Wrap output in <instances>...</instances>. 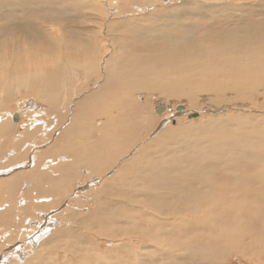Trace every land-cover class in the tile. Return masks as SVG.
<instances>
[{
	"label": "bare ground",
	"instance_id": "1",
	"mask_svg": "<svg viewBox=\"0 0 264 264\" xmlns=\"http://www.w3.org/2000/svg\"><path fill=\"white\" fill-rule=\"evenodd\" d=\"M18 1L23 0L6 3L8 7L1 8L0 15L12 11L27 13L48 7L47 0L34 2L41 6L38 8H24L22 6L29 2ZM241 3L238 0H225L221 4L203 3L197 9L183 8L181 12L177 10L168 13L164 9L144 15L142 12L139 16L151 19L150 25L148 20L138 18L139 13L132 15L127 10L117 8L114 15L110 16L115 20L105 25V28L101 21L100 26H94L97 20L91 14L93 12L80 13L76 17H80L85 25L78 26L76 41L69 40L64 33H54L47 27L48 23L51 28L56 14L41 18L34 32L30 33H24L27 26L19 23L16 26L18 30H13V26L9 25L11 21L7 28L13 32L5 35V42L1 41L3 28L0 26V50L4 52L6 48L10 49L8 54L0 51V93L3 94L0 97V108L16 99L21 90L31 95L46 110L57 109L66 96L70 94L68 98H75L80 93V98L72 101L74 112L71 113L73 118L69 119L71 128H62L58 134L62 135L39 150L37 162L33 157L26 171L0 179V197L6 191L9 198L22 196L24 199L22 206L19 207L16 201V205H5L7 208H14L0 212V222L2 221L5 232L18 235L23 220L37 216L47 217L48 213L44 208L37 206L43 212L34 208L36 203L56 205L66 193L72 192L71 183L75 181L81 184L93 175L104 174L119 157L124 159V155H129L135 145L137 154L146 152L140 161L132 158L114 175L102 180V185L96 191L90 188L88 194L94 207L84 216L77 220L67 212L60 216L63 223L71 218V224H88L89 231L95 235L116 239V243L111 244L113 246L103 249L99 246L88 247L85 250L79 244L85 240L76 236L75 239L66 240V248L52 246L48 251L47 261L42 259V253L32 252L29 259L32 262L29 264H65L68 255L70 264H213L212 256L215 253L224 264H264V118L255 116V119H251L250 126L238 127L236 132H228L223 136V129H226L224 122L244 125L251 121L235 114L223 115L221 119L217 118L212 122L194 123L187 128L165 124L160 133H154L153 138L147 141L149 144L145 142L142 148L143 142H140L145 129L151 128L153 118H159L158 115L147 112L145 95L176 99L193 107L201 103L198 100H202L212 106L236 105L249 101L258 109L264 108V32L257 33V29H252L256 32L252 33L248 27L242 26L228 29L223 23L218 24L231 17H249L264 12V0H253L251 4L245 3L246 5ZM257 6L260 9H256ZM197 19L216 23L226 33L202 35L201 43L195 46L197 40L192 28L195 29ZM260 25L264 27V22ZM131 39L137 42L152 41L150 45L154 51L148 52L150 46L136 45ZM144 50L147 52H143ZM72 75L82 76L83 82L72 91H67L65 84ZM97 85L98 88H95ZM54 119L55 115H50L48 121ZM3 120L0 116V137L4 140L2 143L13 141L14 145L10 144L13 145L10 148L20 153L18 159L6 158L11 163L22 159L21 154L24 156V152L18 147L23 145L26 130L18 134V130L9 124V118L6 122ZM38 120L40 119L35 118L31 121L34 123L29 128L27 126V131L33 135L37 134L36 129L44 125ZM81 122H87L88 126L81 125ZM90 122L99 123L93 127ZM13 129L14 133L5 139ZM43 129L42 134L46 133L47 127ZM174 131L180 134L183 142L184 136L189 133L195 136V141H198L200 135L205 140L201 139L199 142L207 141L208 144L203 147L188 142V146L198 155L203 150L204 162L216 161L215 157L207 153L209 147L214 156L220 152L215 138L225 140L234 148H241L237 154L248 151L246 159L241 160L240 166L234 168V171H230V163H223L218 168V177L221 179L202 187L206 195L198 200H203L200 207L192 204V201L189 205L180 201L178 207L174 204L164 205L172 200L168 197L171 195L169 173L179 170L183 164L187 166L186 162L191 159L183 147L175 153L170 148H165L172 140ZM152 148L155 150L150 151ZM35 163H38V169L34 167ZM74 168L77 171L73 175L69 172ZM3 170L5 169H0ZM138 176L140 177L136 178ZM22 187L26 189L23 190ZM162 194L167 195L168 201ZM150 195L152 197L145 198ZM72 202L82 203L77 198ZM31 204L37 211L29 212ZM49 210L47 212L51 211ZM142 226L145 230H141L144 229ZM72 228L75 229L74 225ZM62 229L47 233L43 243L64 236ZM136 229L138 233L135 232ZM135 236H140L137 246L143 243L142 249L145 251L140 252L139 248L134 251ZM122 238L124 240L120 241ZM125 240L129 241L122 243ZM32 242L34 245L41 243L38 238H34ZM60 249L64 254L62 261L57 257L62 252ZM210 252L213 255L210 256ZM29 261L25 260L24 264Z\"/></svg>",
	"mask_w": 264,
	"mask_h": 264
},
{
	"label": "rangeland",
	"instance_id": "2",
	"mask_svg": "<svg viewBox=\"0 0 264 264\" xmlns=\"http://www.w3.org/2000/svg\"><path fill=\"white\" fill-rule=\"evenodd\" d=\"M9 1H13V0H0V9L3 8L4 6H6V3H8ZM24 1L29 2L27 4L25 3L22 6L24 8L41 7V6L35 5L36 3H34V2H38V0H23V1H18V2L22 3ZM116 1L115 0H110V1L109 0H53L51 5H50L51 0H47L49 8L46 7L43 9L28 11L27 13L12 11V12H8L6 15L2 14V15H0V26L3 28L1 41L5 42L7 40L6 36H8L9 33L13 32L9 28H7L8 24L11 21L12 22L9 25L13 26V30L14 29L18 30L16 26L19 23L22 26H27L25 28L26 30H23L24 33L26 31L30 33V31L34 32V30L36 29L35 26H37L36 24L40 22L41 18H45V16H47V15L52 17L54 14H56L55 15L56 20L54 21L53 25H51L52 23H50L51 28L49 27L48 23L46 24V25H48L47 27L49 29H51V31L53 30L52 32H54V33H64L65 37H67L69 40H75L76 41L78 26L79 25H85V23L81 22L80 17H76V15L80 14V13L84 14V13L93 12L91 14L95 18V21L96 20L98 21V22L97 21L94 22V26L96 25L98 27V26H100V23L102 22V26L105 28V25H107L108 23L113 22L115 20V19H111V17H112V15H114L115 10H117V8H119V9L127 10L128 14L137 15V13H139L137 15L138 18L144 19V21L148 20V23L150 25L151 21H152L151 19H148L146 17L143 18V17L139 16L142 14V12H143V15L147 12L149 13L150 11L162 10V9H164L168 13H172V12L177 11V10H179L181 12V10H184V9H194V8L197 9V8L202 7L203 5L221 4L225 0H210V1L209 0H207V1L195 0V4H194V0H180V1L179 0H153L155 3L154 2L152 3V0H147V1L146 0H129V1L128 0L127 1L126 0H119L117 2ZM166 1H167V3H166ZM238 1L240 3L242 2L241 4H243V5L251 4L250 3L251 1L253 2V0H245L244 2L241 0H238ZM247 1H250V2H247ZM254 1H256V0H254ZM186 2H188V3H186ZM196 3H198L200 6ZM121 4H123V5H121ZM194 5H195V7H194ZM117 6H119V7H117ZM168 6L169 7L173 6V8L169 9ZM6 7H8V6H6ZM42 7H45V6L42 5ZM92 7H94V8H92ZM151 7H152V9H151ZM255 8L258 9L259 7L257 6ZM7 9H9V8H7ZM167 9H169V10H167ZM0 11L2 12V10H0ZM111 12H113V13H111ZM25 14H28V15H25ZM103 14H104V17H102ZM32 19H33V21H32ZM254 19H255V22H253ZM258 19L261 22L257 21ZM263 20H264V12L262 14L256 13V14L251 15L249 17L248 16L247 17H239V18L231 17L228 20H221V22H218V24L223 23V25L228 26V27H226L228 29H232L235 26L248 27L252 31V33H256V32L258 33V31L262 33V32H264V27H262L260 24H262L264 22ZM99 21H101V22H99ZM14 22H15V24H12ZM196 24L194 25L195 29L192 28V32L193 31L195 32L194 35L196 36V40H197V43H195V46H197L201 43L200 38L202 35L207 34L206 36H211V35L216 34L218 32H219L218 34H220L221 32L224 34L226 33V31L223 32L224 29L219 28L218 25H216V23L215 24L206 23V21L197 19ZM252 26H254V27H252ZM252 29L253 30L257 29V31L255 30L256 32H254ZM101 30L104 31L105 29H101ZM39 32H41V31H39ZM16 33H18V31H16ZM72 36H73V38H72ZM131 41H132V43H134L136 45H140L142 47H146L147 45L150 46L151 49H147L148 52H149V50H150V52L154 51V48H152V45H150V43H152V41H150V42L149 41L148 42L147 41L137 42L134 39H131ZM190 47L194 48L193 45H190ZM8 49H9V47H8ZM8 49L6 48V50L4 52L2 50H0V51H2L4 54H8V53H10L9 52L10 49L9 50ZM56 49H57V47H56ZM147 51L144 50L143 52H147ZM5 59L9 60L8 57H5ZM73 78H74V80H73ZM69 79L70 80H68L65 84V86L68 87L67 91H72L74 88H77L78 86H80V84L83 82L82 76H73L72 75ZM78 80H79V82H78ZM91 88H89V89H91ZM93 88H94V86H93ZM95 88H98V85ZM18 92H20V93H18ZM18 92H16V94L17 93L19 94V95L17 94L18 97L16 99H14L13 101L8 102L5 105L1 106L0 116L3 117V119H4L3 121H5V122H6L7 118H9V120H10L9 124L13 125L14 128L18 130V134H22L26 130L25 136H23V137H25V139L23 141V145L18 147L22 150V152H24V156H23V154H21L22 159L17 160L20 156L19 151L17 152V151H15V149L10 148L14 145V142L11 141V143H10V141L8 140L7 143H2L4 140H2L3 137H0V143H2V144H0V166H1L0 169L1 168L5 169L3 171H0V179L1 180L6 179L7 177H11V175L13 176L14 174L16 175V174H19L23 171H26L27 167L28 168L30 167V163H31L30 161H32L33 157L36 159V162H37L38 151L45 148L47 145H50L51 142H53L52 140H56L57 137L62 135V133L60 135H58L59 132L62 130V128H65V127L68 128L69 126L71 128V122H69V119L73 118L71 113L74 112V104L72 103V101H73V99L80 98V93H79V95L74 96L75 98H72V96L68 98V96L70 95L69 94L68 96H66L67 98H65V100L63 102H61V104H60L61 107H59L60 106L59 105L57 109L54 108L53 110H46V109H44V107L42 105L37 103L34 100V98L31 97V95L25 94V92L22 90L18 91ZM2 95L3 94L0 93V97H2ZM144 97H145L144 105L147 108V112L152 113L153 115L154 114L158 115L159 118L157 119L154 117L153 121H152L153 123L151 125V128L145 129L143 136H141L142 138L140 137L141 138L140 142H143L142 148L144 147L145 142H147L151 138H153L154 133H155V135L160 133L163 126H165V124L170 125V126L171 125L172 126L177 125L178 126L177 128H180V127L187 128V126L194 125V123L196 125V124H198V122L202 123V121L203 122H212V120H215L217 118L221 119V117H224L223 115L235 116V114L237 115V117L243 116V118H247V120L249 119L248 121H251V119H255V116L260 117V119L264 118V108L258 109L255 105H253L252 103H249V101L240 102L239 104H236V105L233 104V105H228V106H212L207 101L198 100V102H201V103L198 106L193 107V106H189L185 102H180V101H177L176 99H166V97H156L154 94H149L147 96L145 95ZM219 109H221V110H219ZM41 110H42V112H41ZM63 110H65V112ZM61 111H63V112H61ZM66 112H68V114ZM88 112H89V114H91L90 109L88 110ZM42 113L44 115H42ZM60 114L63 116V118H62V116H60ZM180 114H181V116H180ZM35 115H37V116H35ZM39 115H40V117H39ZM50 115H53V116L55 115V119L51 122L48 121ZM14 118L16 120H14ZM31 118L40 119V120H38L39 123L42 122L44 124V125H42V128L36 129L37 130L36 135H33L32 133L27 131V126L29 128L30 125L32 123H34V122H31L32 120H34ZM42 120L45 121V123ZM67 122H69V123H67ZM52 123H54V124H52ZM98 123L99 122H90V125H92L93 127H96L98 125ZM187 123H189V125ZM82 124L85 126H88L87 122H81V125ZM251 124H252V121L251 122H245L244 125H239L238 123H235V122H224V125H226L225 126L226 129H223L221 136H223L224 134H226L228 132H236L238 127L250 126ZM46 127H47V130H46V133H44L45 134L44 135V134H42L44 132L43 128H46ZM75 128H76V126H75ZM55 131H56V133H55ZM50 132H51V134H50ZM13 133H14V129L12 130V132H10V134L7 137L5 136L4 138L7 139ZM179 135L180 134L177 133V131H174V136H173L172 140L168 144L165 145V148H170L175 153L179 148L183 147V150L187 151L189 153V158H191V159H189L186 162L187 166H185V164H183L182 166L179 167L180 168L179 170H176V171L172 170L169 173L170 176H168V184H169L171 195L168 197H171L172 200L169 203H167V202L164 203V205L167 204L169 206L171 204H174L178 207L180 201L184 202L185 205L191 204V201H192V204H195L198 207H200L203 200L200 202L198 200L201 197L206 195L205 194L206 191L202 190V187L209 184V183H212V182H218L221 179L218 177V172H219L218 168H220L223 165V163H230L231 165L228 167H229L230 171H234V168H238V166H240L239 163L242 162L241 160L246 159V157L248 156V151L245 150L244 152L237 154L236 152L241 148H234L233 146H230L231 144L227 143L225 140L215 138L216 143L218 145V148L220 149V152L216 153V154H218L217 156H214L212 151H211V147H209V149L207 150V153H208V155L215 157L216 161L210 162V163L207 161L204 162L202 160V157L204 154L203 150H201V155H198L193 150V148L191 146H188V144H189L188 142L194 143V144H200L198 146L203 147V146L208 144L207 141L199 142V140H201V139L205 140L204 138H202L201 135L198 136V141H195V136H193V135H191V133H189L186 136L183 135L184 136L183 139L185 140V142H183L182 139L180 140ZM35 136H36V138H35ZM147 143L149 144V142H147ZM246 143L247 142L245 141V144ZM10 144H13V145L11 146ZM156 147H162V146H156ZM24 148L27 150L26 152H25ZM135 150H136V145L131 150V153L129 155H124V157H125L124 159H121L119 157L116 160V163L108 171H106L104 174H102V175L99 174L97 176L93 175L92 177L88 178L85 182H82L81 184L76 183L75 181H74V183H71V185H73V186L70 185V189L71 188L73 189V190L71 189L72 192L69 191L68 192L69 194L66 193L62 199H59L56 202L57 203L56 205H52V206L47 205L46 206V204H44V203H42V204L36 203V206H35V202H34V206H35L34 208L35 209L37 208V210H39V208H42V209L44 208L43 210H45L46 213H48V216L47 217L37 216V217H32L30 219L23 220V222L20 224L21 227L19 229L18 235H14V233L12 231H11L12 232L11 234L8 231L5 232L6 230H5V228L3 230L4 225L1 221L0 222V229H1L0 230V264H22V263L24 264L25 260H26V262L29 261L30 255L34 251L35 252L38 251L39 253H42L44 255V257L42 259L47 261L48 260L47 256L49 254L48 251L50 250V248L52 246L66 248V245H67L66 240H69V239L72 240V238L75 239L74 237H76V236L83 237L82 239L85 240L84 243H82V242L79 243L82 246V248L85 250H87L88 247L95 248V247L99 246L101 249H103V248L113 246L114 245L113 243H116V242H114L116 239L110 240L109 239L110 236L106 238L105 236H102V235H95L92 231H89L88 224L86 226L84 225V223L71 224V222H70L72 220L71 218H68V220H67V222L69 221L68 224H67V222L63 223L61 221L60 216H61V214L63 215L65 212L70 213V217L73 216V218L75 220L84 216V214L88 210H90L91 208L94 207V204L92 202V198L89 195L90 194L89 193L90 188H92L96 191L97 187L101 186L102 182L104 180L108 179L109 177L114 175L116 172H118V170L124 165V163H128V161H131L132 158H137V160L140 161L146 155V152H143L142 154H137V152H135ZM153 150H155V149L152 148L150 151H153ZM184 151L182 153L184 155H187L186 152H184ZM242 155H243V159H241ZM6 158L9 160L12 158H17V159L14 160L13 162L9 163ZM30 158H31V160H30ZM41 158H42V160L44 159L43 156H41ZM37 166H38V163L37 164L35 163L34 167H37ZM31 168H33V167H31ZM37 169H38V167H37ZM230 174H231V172H230ZM140 176H138L136 178H139ZM142 185H144V184H142ZM22 188H23V190L26 189L25 187H22ZM143 191L148 192V191H145V189H143ZM84 192H85V194H84ZM4 194H6L7 196H5ZM21 194H22V192H21ZM76 194H77V196H75ZM162 195H164V198L166 199V201H168L169 198L167 197V195H165V194H162ZM8 196H9L8 192L3 191L2 197L5 199L0 197V198H2V199H0V205H2L4 203L3 204L4 206L3 205L0 206V207H3L2 209H0V212H4L5 209L10 210V209L14 208V206L8 207V208H7V206H5L6 204L8 205L9 203L11 205H16V203L18 202L19 207L23 205L22 201L24 199L22 196L15 197V198L14 197L9 198ZM189 196H190V199H189ZM147 197H152V195L145 196V198H147ZM6 198H7V200H6ZM70 198H72V199H70ZM75 198H77V200L81 201L82 203L72 202V200ZM14 200H15V202H14ZM88 200H90V201H88ZM79 205H80V207H79ZM18 206H15V207L17 208ZM32 206H33V204H31V208H32ZM69 207H70V210L73 209L74 211L73 210L70 211ZM75 207H77V208H75ZM189 207H191V206H189ZM34 208L29 209V212L37 211V210H34ZM194 208L198 209L197 207H194ZM42 209H40L39 211L43 212ZM48 210L50 212H47ZM133 212H134V210H133ZM22 213H24V212H22ZM22 213H21V215H23ZM164 213L166 214V212H164ZM73 225H74L75 229L72 228ZM61 228H63L62 230H64L63 231L64 236H60L59 238L56 237L53 240L49 241L48 243H43L42 240L47 235V233L48 234L50 232L52 233L53 231H56V230L61 229ZM142 228H144V226H142ZM70 230H71V232H70ZM141 230H145V228L141 229ZM135 232L138 233V229H136ZM122 237H125V236L123 235ZM137 237H139V239ZM34 238L35 239L38 238L39 242H41V241L42 242L38 245L37 244L34 245V242H32V240ZM108 239L112 242H110ZM133 239L135 240V243L133 244L134 245L133 246L134 251H137L139 249H140V252L145 251V249L144 250L142 249V246H144L143 243L140 244L139 246H137V244L140 241V236H135V238H133ZM7 240H11V241H7ZM123 240H124V238H122L120 241H123ZM127 241H129V240H125L122 243H125ZM111 244H113V245H111ZM130 247H131V245H130ZM60 250H62V249H60ZM201 253L204 254V251H201ZM63 255L64 254H63V250H62V252L59 253L57 256L59 258V261H62L64 259ZM209 255L211 256L213 254H211V252H210ZM69 256L70 255H68V259H67L65 264H70V261H69L70 257ZM138 257L140 258L139 255H138ZM212 257L214 260L213 264H224V261L222 259L218 258L216 253ZM234 259H235V257H234ZM30 261L32 262V260H30ZM30 261L28 262V264L30 263ZM235 261H238V260L235 259ZM59 264H61V263H59Z\"/></svg>",
	"mask_w": 264,
	"mask_h": 264
},
{
	"label": "crops",
	"instance_id": "3",
	"mask_svg": "<svg viewBox=\"0 0 264 264\" xmlns=\"http://www.w3.org/2000/svg\"><path fill=\"white\" fill-rule=\"evenodd\" d=\"M78 168H79V167H78ZM82 169H83V168H82ZM75 170L77 171V168H74V170H73L72 172L70 171L69 173H72V174L74 175V172H76ZM82 171H83V170H82Z\"/></svg>",
	"mask_w": 264,
	"mask_h": 264
}]
</instances>
